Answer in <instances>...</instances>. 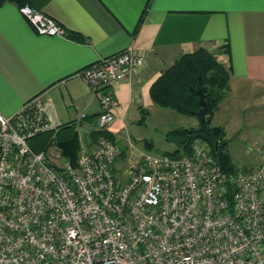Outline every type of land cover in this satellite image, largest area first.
<instances>
[{"label":"built area","instance_id":"1","mask_svg":"<svg viewBox=\"0 0 264 264\" xmlns=\"http://www.w3.org/2000/svg\"><path fill=\"white\" fill-rule=\"evenodd\" d=\"M19 12L63 36L47 14ZM144 62L129 45L77 71L97 94V129L115 120L116 83ZM54 125L35 99L0 111V264H264V145L256 167L226 174L200 139L189 154L131 146L122 159L121 145L99 136L74 167L28 142Z\"/></svg>","mask_w":264,"mask_h":264},{"label":"crops","instance_id":"2","mask_svg":"<svg viewBox=\"0 0 264 264\" xmlns=\"http://www.w3.org/2000/svg\"><path fill=\"white\" fill-rule=\"evenodd\" d=\"M26 4L52 17L64 34L39 33L16 3L0 5V111L13 114L24 102L38 100L51 111L52 128L74 121L78 131L85 123L82 146L88 150L94 147L89 134L97 129L100 107L95 90L77 71L129 45L144 54L145 62L115 85L118 105L107 129L116 140L127 123L144 121L155 108L149 87L162 69L198 46L218 48V60L230 68L229 89L216 113L220 108L232 111L236 92L248 99L244 109L264 103V0H27ZM80 112L85 115L79 117ZM125 144L121 145L127 147L128 156L131 148Z\"/></svg>","mask_w":264,"mask_h":264},{"label":"trees","instance_id":"3","mask_svg":"<svg viewBox=\"0 0 264 264\" xmlns=\"http://www.w3.org/2000/svg\"><path fill=\"white\" fill-rule=\"evenodd\" d=\"M11 1L22 6L27 0H0V5ZM217 49L205 46L185 52L173 63L162 69L149 87L152 101L158 106H165L183 114L194 115L201 107L198 89L204 94L203 110L205 119L195 125L177 126L165 133L167 141L175 144L174 149L164 150L172 156L191 152L192 143L200 139L209 148L211 154L219 161L224 173H236L239 169L232 160L223 139V127L212 123L213 113L229 89L230 68L218 60ZM221 50V49H220ZM223 50V49H222ZM226 50V48H225ZM98 135L117 142L107 129H93L91 139L96 141ZM30 146L37 151H44L54 145L61 158L68 160L74 167L81 149L78 131L74 121H65L54 128L40 130L28 137ZM121 158L126 157V146H122Z\"/></svg>","mask_w":264,"mask_h":264},{"label":"rangeland","instance_id":"4","mask_svg":"<svg viewBox=\"0 0 264 264\" xmlns=\"http://www.w3.org/2000/svg\"><path fill=\"white\" fill-rule=\"evenodd\" d=\"M236 94L237 96L231 97L234 103L232 111L223 112L220 108L216 113L219 108L218 104L213 113L212 123L223 127V139L227 143V149L233 162L239 170H245L254 168L259 163L260 151L264 145V103L258 108L246 107L244 109L243 104L247 105V97L240 96L237 92ZM143 120L140 123H127L126 130L121 132L117 143L120 145L126 143L130 148V145H133L136 149L160 154L164 150H172L175 147L173 142L166 140L165 133L168 130L177 126L195 125L196 122L194 115L179 113L169 107L158 105H155V108L151 109ZM85 129V123L78 127L81 148L82 143L86 141ZM99 136L104 135H98L97 138ZM57 152L54 145L49 146L47 150L49 159L59 162Z\"/></svg>","mask_w":264,"mask_h":264},{"label":"water","instance_id":"5","mask_svg":"<svg viewBox=\"0 0 264 264\" xmlns=\"http://www.w3.org/2000/svg\"><path fill=\"white\" fill-rule=\"evenodd\" d=\"M199 93V102L201 104V107L194 112V115L196 117L197 122H200L205 119V112L203 110V104H204V94L201 89H198Z\"/></svg>","mask_w":264,"mask_h":264}]
</instances>
